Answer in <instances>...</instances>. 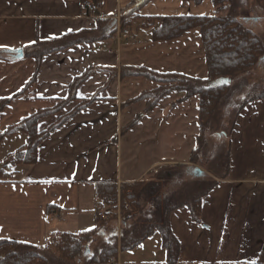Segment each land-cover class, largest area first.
I'll return each instance as SVG.
<instances>
[{"label":"crops","instance_id":"0c3cea01","mask_svg":"<svg viewBox=\"0 0 264 264\" xmlns=\"http://www.w3.org/2000/svg\"><path fill=\"white\" fill-rule=\"evenodd\" d=\"M83 1L0 0V103L23 91L36 73L25 96L0 111V135L70 96L58 114L39 120V132L80 101L97 99L39 144L34 165L13 166L11 178L0 179V240L41 248L50 237L93 230L96 184L119 188L176 165L186 177H192V168L205 177L190 163L199 134L198 97L173 93L145 112L147 100L126 103L159 84L119 76L125 69H141L206 80L198 30L153 42L150 28L135 25L144 19L211 16L212 0H90L97 5L92 15L82 10ZM123 21L135 27L127 29V41L119 39ZM32 49L44 53L38 63L26 56ZM15 51L23 58L16 59ZM227 137V168L201 198L199 223L186 205L169 215L179 243L177 264H252L264 248V100L246 104ZM24 144L19 133L0 138V161ZM130 219L122 221L126 232L117 248L118 264H165L157 232L128 248L136 232ZM98 234L106 244V232Z\"/></svg>","mask_w":264,"mask_h":264},{"label":"trees","instance_id":"16d2710c","mask_svg":"<svg viewBox=\"0 0 264 264\" xmlns=\"http://www.w3.org/2000/svg\"><path fill=\"white\" fill-rule=\"evenodd\" d=\"M182 1H192L195 4H200L202 0ZM97 2L99 3V0ZM257 2L264 3V0H257ZM227 4L228 0H212V5L216 12L211 16H177L144 19V21L152 20V22L158 23L151 33V41L153 42L171 41L191 30H198L205 53L207 66L206 80L200 81L176 75H159L141 69H125L119 76L120 79L143 77L159 84V88L156 91L143 93L126 103L127 105H131L147 100L145 112L151 110L161 99L173 93H183L185 98L198 97L199 135L196 138L198 145L201 143L207 125L221 100L229 93L233 81L250 73L262 61L263 50L257 36L249 30L243 29L238 20L232 15H220V12ZM133 26L131 22L123 21L121 29L135 28ZM143 26L140 25L139 28H143ZM34 51L33 49L27 51L26 56L34 57L38 63L44 53H34ZM35 74L23 91L10 99L1 101L0 111L10 101L25 96L24 93L28 89L30 90L35 82ZM219 80H227V84L212 86V83ZM177 81L178 86L174 85ZM71 100L70 96L65 101H59L58 105L53 109L37 112L10 127L0 135V138H3L19 133L26 137V142L22 147L0 161V179H10L11 174L9 171L13 166L34 165L37 161V148L39 144L97 99L91 98L80 101L78 106L65 117H60L55 124L45 131H38L37 123L39 120L58 114L61 108ZM257 100H264V91L241 103L237 114L246 104ZM134 125L135 122H132L127 129H130ZM232 127L233 124L231 125V129ZM195 153L196 150H193L190 158L191 164L195 163ZM163 170L162 167H159L149 173L148 177L150 176V178L132 184H122L119 188L113 183L96 184L95 198L98 201L96 211L103 207L115 205L118 193L121 195L120 199L123 201L122 208L125 205V201L131 205L132 209L138 207L139 202L149 204L151 210H153V214H147L141 221L133 224L132 229L137 233L135 232V238L128 242V248H134L147 239L153 232H157L161 238V248L165 254V264H177L179 243L170 231L169 215L173 210L186 205L191 212L192 220L199 223L200 200L214 185L212 184L206 192L196 195L189 202H186L182 200L183 195L180 191L170 195L163 193V188L166 184L172 180L178 181L180 177L171 169ZM162 193L165 196H162ZM123 211L125 212L124 208ZM124 215L127 216L128 214L125 213ZM122 221L124 222V219ZM100 223L101 221L96 218V224ZM97 227L75 235L61 234L56 241L48 243L41 248L13 241L0 240V264H50L49 255L46 253L50 250H53L52 254H54V257H57L61 261L79 264L81 263L80 257L90 253L89 245L94 239ZM116 255L117 247L109 246L97 255L88 256L87 264H107L111 259L116 258ZM252 264H264V248L257 261Z\"/></svg>","mask_w":264,"mask_h":264},{"label":"rangeland","instance_id":"374dc122","mask_svg":"<svg viewBox=\"0 0 264 264\" xmlns=\"http://www.w3.org/2000/svg\"><path fill=\"white\" fill-rule=\"evenodd\" d=\"M220 15H232L238 20L243 29L249 30L255 34L260 41L263 56L261 63L250 73H247L246 75L233 81L229 93L221 100L218 108L211 117L201 143L199 145L196 143L195 148L193 149L196 150V153L195 163L192 164V166L201 168L205 172V177L194 178L195 176L193 175V171H191V178L186 177L182 170L183 167L181 168V166L178 165L172 167H162V169H164L163 171L171 169L180 176L178 181L172 180L166 184L163 188V193L165 195H170L174 192L178 193V191H180L183 195L182 200H185L186 202H189L194 196L206 192L215 179L220 178L224 174L227 164V136L231 131V125L235 120L237 110L241 103L245 100L259 95L264 91V3H259L257 0H228L227 6L222 9ZM140 25H144V29L151 26L149 29V38L151 40V33L154 27H157L158 23L156 24V22H152V20H141L135 26L139 27ZM174 85L178 86V81ZM192 169L194 170V168ZM148 178H150V176ZM163 193L161 195L165 196ZM120 196L121 195L118 193L115 205L110 206L113 211L117 209L115 207L118 206V210L115 214L113 213L110 217L104 220L95 216V218L100 220L101 223L96 225L98 227L95 231L96 233L94 235V239L89 245L90 253L88 255L81 256V263L79 264H87V260L90 256L97 255L100 251L109 246H116L118 248V245L121 243H119V241H121V237L124 232H126L122 225V220L126 217V215H124L125 213L131 217L130 220L134 224L141 221L143 217L147 216V214H151L153 212V210H151V206L147 203L139 202V206L132 209L131 205L126 201L124 203L128 206H123L125 210L124 212L122 208L123 201L120 199ZM108 208L109 207H103L98 211L107 210ZM111 227L113 229H111ZM99 231L106 232L108 238L106 242L108 244H105L104 240H102L98 234ZM58 237H50L46 244L56 241ZM52 251L53 250L46 252L47 255H49L50 264H78L76 262L67 263L59 260L57 257H54Z\"/></svg>","mask_w":264,"mask_h":264},{"label":"built area","instance_id":"2783aa9c","mask_svg":"<svg viewBox=\"0 0 264 264\" xmlns=\"http://www.w3.org/2000/svg\"><path fill=\"white\" fill-rule=\"evenodd\" d=\"M81 8L87 15H92L96 12L97 5L90 0H86V1L82 2ZM116 21L118 22V17H116ZM128 34L129 33L127 30H122L119 39H123L124 41H127ZM127 206L128 205L125 204V207H127ZM115 208H117V209H115L114 211L112 210L111 207H109L107 210L96 211L95 216L97 218L104 220V219L110 217L113 213L114 214L116 213V211L118 210V206ZM107 264H118V261L116 260V258H114V259H111Z\"/></svg>","mask_w":264,"mask_h":264},{"label":"water","instance_id":"95a60500","mask_svg":"<svg viewBox=\"0 0 264 264\" xmlns=\"http://www.w3.org/2000/svg\"><path fill=\"white\" fill-rule=\"evenodd\" d=\"M14 54L16 56L15 57L16 59L23 58V52L22 51H15ZM223 84H227V80H219L215 83H212V86H219V85H223ZM193 175L195 176V178H199L203 175V173L199 169H194Z\"/></svg>","mask_w":264,"mask_h":264}]
</instances>
